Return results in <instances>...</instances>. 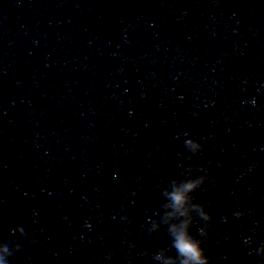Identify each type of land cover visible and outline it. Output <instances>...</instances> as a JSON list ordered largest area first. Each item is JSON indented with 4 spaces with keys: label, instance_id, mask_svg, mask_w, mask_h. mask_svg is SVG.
<instances>
[{
    "label": "water",
    "instance_id": "obj_1",
    "mask_svg": "<svg viewBox=\"0 0 264 264\" xmlns=\"http://www.w3.org/2000/svg\"><path fill=\"white\" fill-rule=\"evenodd\" d=\"M186 166L210 264H264V0H0L9 264H153L145 220Z\"/></svg>",
    "mask_w": 264,
    "mask_h": 264
},
{
    "label": "clouds",
    "instance_id": "obj_2",
    "mask_svg": "<svg viewBox=\"0 0 264 264\" xmlns=\"http://www.w3.org/2000/svg\"><path fill=\"white\" fill-rule=\"evenodd\" d=\"M248 103L255 104V100ZM184 137L183 145L187 152L195 155L203 149L204 145L200 140L189 137L187 133H184ZM194 171L198 174H194ZM206 182L208 176L203 168L193 169L192 166H186L178 178L169 179L161 189L159 211L154 217L145 220L146 233L150 235L164 227L169 243L152 253L153 264H210L203 242L209 237L212 217L193 195ZM235 215L239 216L240 213L237 212ZM125 219L126 217H121V220ZM197 221L201 222L199 226ZM84 226L91 227L87 221ZM12 232L19 238L25 235L20 225L13 228ZM243 243L249 244L250 239L245 238ZM19 248L20 244L14 239L0 240V264H9V257ZM255 252L264 258V242L256 247ZM110 256V253L107 254L106 259Z\"/></svg>",
    "mask_w": 264,
    "mask_h": 264
}]
</instances>
